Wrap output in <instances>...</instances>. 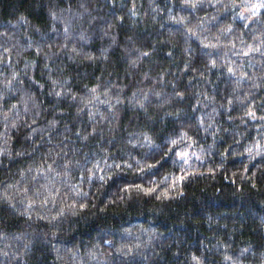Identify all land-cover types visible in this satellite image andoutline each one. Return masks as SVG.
Here are the masks:
<instances>
[{"label":"clouds","instance_id":"9594fccd","mask_svg":"<svg viewBox=\"0 0 264 264\" xmlns=\"http://www.w3.org/2000/svg\"><path fill=\"white\" fill-rule=\"evenodd\" d=\"M0 264H264V0H0Z\"/></svg>","mask_w":264,"mask_h":264},{"label":"trees","instance_id":"16d2710c","mask_svg":"<svg viewBox=\"0 0 264 264\" xmlns=\"http://www.w3.org/2000/svg\"><path fill=\"white\" fill-rule=\"evenodd\" d=\"M26 6V4H22L21 5V7H25ZM199 221L197 220V219H194L193 221H192V223H198Z\"/></svg>","mask_w":264,"mask_h":264}]
</instances>
